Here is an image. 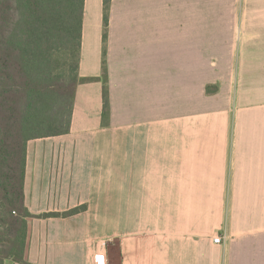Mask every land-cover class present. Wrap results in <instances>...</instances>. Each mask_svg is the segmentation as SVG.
<instances>
[{"label": "crops", "instance_id": "crops-1", "mask_svg": "<svg viewBox=\"0 0 264 264\" xmlns=\"http://www.w3.org/2000/svg\"><path fill=\"white\" fill-rule=\"evenodd\" d=\"M78 77L26 145L25 262L264 264V0H84Z\"/></svg>", "mask_w": 264, "mask_h": 264}, {"label": "trees", "instance_id": "trees-1", "mask_svg": "<svg viewBox=\"0 0 264 264\" xmlns=\"http://www.w3.org/2000/svg\"><path fill=\"white\" fill-rule=\"evenodd\" d=\"M110 2L103 0L105 28ZM83 9L84 0H0V264L5 260L27 264L24 254L31 215L23 194L26 145L69 132L75 90L81 81ZM53 46L71 50V62L58 80L45 62ZM101 80V116L106 121L105 69ZM83 209L43 217H68Z\"/></svg>", "mask_w": 264, "mask_h": 264}, {"label": "rangeland", "instance_id": "rangeland-1", "mask_svg": "<svg viewBox=\"0 0 264 264\" xmlns=\"http://www.w3.org/2000/svg\"><path fill=\"white\" fill-rule=\"evenodd\" d=\"M36 57H38V59H41V57L38 55V52H36ZM39 62H37V64ZM45 62L49 63L50 69H48L52 73L53 77L58 80L61 76L64 75V72L67 70V67L71 62V50H69V48L67 47H50L48 51V57ZM35 84L38 85L37 80L35 81ZM10 261L11 260H5L4 264L9 263Z\"/></svg>", "mask_w": 264, "mask_h": 264}, {"label": "built area", "instance_id": "built-area-1", "mask_svg": "<svg viewBox=\"0 0 264 264\" xmlns=\"http://www.w3.org/2000/svg\"><path fill=\"white\" fill-rule=\"evenodd\" d=\"M225 236L222 233L216 234L213 237L214 244H223ZM94 264H107L106 256L104 251L98 252L94 255Z\"/></svg>", "mask_w": 264, "mask_h": 264}]
</instances>
